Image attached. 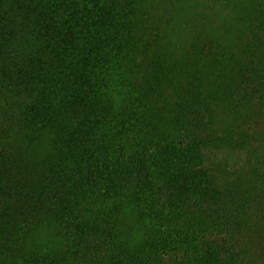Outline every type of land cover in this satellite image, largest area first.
Listing matches in <instances>:
<instances>
[{"label": "trees", "instance_id": "trees-1", "mask_svg": "<svg viewBox=\"0 0 264 264\" xmlns=\"http://www.w3.org/2000/svg\"><path fill=\"white\" fill-rule=\"evenodd\" d=\"M263 210L264 0H0V264H264Z\"/></svg>", "mask_w": 264, "mask_h": 264}, {"label": "rangeland", "instance_id": "rangeland-1", "mask_svg": "<svg viewBox=\"0 0 264 264\" xmlns=\"http://www.w3.org/2000/svg\"><path fill=\"white\" fill-rule=\"evenodd\" d=\"M259 152H255L251 154L249 160H241V163L239 165V168L243 167L244 169L249 168L251 166H254L256 163L255 157L257 156ZM264 211V210H263Z\"/></svg>", "mask_w": 264, "mask_h": 264}]
</instances>
